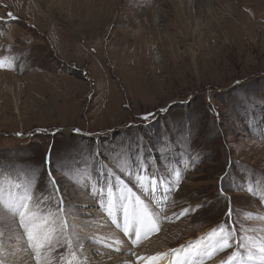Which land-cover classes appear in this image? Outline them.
Masks as SVG:
<instances>
[{
    "label": "rangeland",
    "instance_id": "rangeland-1",
    "mask_svg": "<svg viewBox=\"0 0 264 264\" xmlns=\"http://www.w3.org/2000/svg\"><path fill=\"white\" fill-rule=\"evenodd\" d=\"M171 1L0 0V79L13 88L0 89V188L8 199L28 187L42 201L35 223L51 237L46 264H138L165 251L169 261L171 250L225 222L236 237L242 229L264 237V0H213L218 10L231 5L236 22L207 13L203 0H183L198 30L195 59ZM146 113L156 115L145 122ZM109 186L113 199L122 189L138 195L158 230L132 244L122 213L117 227L100 206L106 195L93 194ZM186 208L193 211L181 215ZM45 217L57 223L45 228ZM62 218L84 251L51 231ZM34 256L18 218L0 219V260L36 264Z\"/></svg>",
    "mask_w": 264,
    "mask_h": 264
},
{
    "label": "snow or ice",
    "instance_id": "snow-or-ice-1",
    "mask_svg": "<svg viewBox=\"0 0 264 264\" xmlns=\"http://www.w3.org/2000/svg\"><path fill=\"white\" fill-rule=\"evenodd\" d=\"M11 16L12 14L9 13ZM0 67H3V61L0 60ZM168 109H161L160 111L166 112ZM155 113H146L141 118L147 122L153 118ZM215 115H219L215 113ZM76 133H80V129H74ZM46 163L49 162L46 157ZM49 182L51 184L50 191L52 193L51 199L54 204L59 206L58 211L63 212L64 210V197L61 193L58 183L55 177L49 169L48 173ZM179 179V174H177V180ZM226 177L221 178V182ZM158 181L153 177L151 178V189L150 191L156 190V185ZM144 185L141 184V187ZM178 188L179 185L177 184ZM239 190H244L240 188ZM251 194L252 189H248ZM94 195L101 197V200L106 195L107 203L106 205L101 203L100 206L105 208V211L109 217L113 218V223L117 227H120L118 219H116L118 213H122L123 216V232L124 235L134 239H131L132 244H137L140 242L142 237H147L155 228L158 227L152 222V215L149 212L148 205L136 195L130 188L122 189L120 195L117 199H113L112 187L109 186L107 192H103L102 189L97 188L93 190ZM219 196L224 198L228 202V210L225 213L226 221H231L234 214V207L232 204L231 197L225 195L223 187H221ZM42 201H37L34 199L31 190L25 187L22 194L9 196L5 199L3 194V189L0 188V219H5L7 215H10L13 222H16L18 218V227L23 229V234L26 237L28 246L34 252V259L36 264H46V249L51 245V237L47 231L40 229V227L35 223L38 213L41 211L39 204ZM199 205L197 207H202ZM35 209V210H33ZM193 209L186 208L183 210L181 215L189 214ZM49 215H53L49 213ZM51 222L53 224L57 223L55 220L48 221L45 217L44 223L45 228L47 224ZM68 224L66 219H61L59 221V226L57 228L51 229L52 232L57 234H64L66 239L64 243L68 245L69 248L75 243L79 246L81 251H84V246L82 241L77 238L73 241L71 235L67 232ZM236 226L225 222L221 225L213 228L207 233L206 237L198 239L194 244L187 246L182 245L179 250H171L173 255L177 256L174 264H203V261L211 258L218 252H222L228 248L236 246V251H233L230 256L227 257L226 261H222L221 264H264V237L255 238L253 236L245 235L243 229L241 230V235L236 237ZM119 243V241H117ZM111 247V245H109ZM117 251L119 249L117 248ZM184 253L183 258H179V253ZM135 255V253H133ZM168 255L167 253H160L157 256L149 257L151 261H155L157 257ZM76 253H72V257L75 258ZM63 259V257H61ZM141 259V257H137ZM0 264H4L3 260H0ZM67 264H73L72 259H69Z\"/></svg>",
    "mask_w": 264,
    "mask_h": 264
},
{
    "label": "bare ground",
    "instance_id": "bare-ground-1",
    "mask_svg": "<svg viewBox=\"0 0 264 264\" xmlns=\"http://www.w3.org/2000/svg\"><path fill=\"white\" fill-rule=\"evenodd\" d=\"M48 1V0H47ZM50 2L51 1H56V0H49ZM58 1H62V0H58ZM68 1H70V0H68ZM90 1H93V2H96V0H82V2L83 3H85L86 5L90 2ZM98 1H100V2H102L103 0H98ZM171 2H172V4H171ZM170 2V4L171 5H174V7H175V11L178 13V15L180 16V18L182 19V22H183V27L185 28V30H186V35H185V39H187V41L188 40H191L190 39V37H192V39H193V41L194 42H190V46L188 47V49H189V51H190V53H191V55L193 56V58L195 59V57H196V51H195V48H193L192 47V45H194V44H196L195 42H196V39H195V37H196V34H197V28H193V26H192V24H191V22L189 21V20H187V17H186V14H185V12L183 11V4L185 3V1H184V3H183V0H173V1H171ZM186 2L187 3H189V4H191V2L192 1H190V0H186ZM206 3V6H205V8H204V11H206L207 13H212V12H214V11H216L217 12V14L219 15V17H220V19H222L223 21L225 20V18H231V20H233V21H238V19L233 15V12H232V7H230L231 5H229V4H226V5H224L222 8H220L219 10L218 9H216V7H215V3L213 2V0H203L202 1V3ZM207 5H209V6H207ZM69 6V5H68ZM88 6V5H87ZM87 8V7H86ZM118 8V7H117ZM49 13H50V11H49ZM155 13V12H154ZM188 16V15H187ZM189 18V17H188ZM199 23V22H198ZM200 24V23H199ZM204 24H206L207 25V28H208V31H210L211 30V28L209 27V19H207L206 21H205V23ZM219 24H221L222 25V23L220 22ZM156 25V24H155ZM158 31V30H157ZM213 32V31H212ZM124 33V32H123ZM127 33V32H126ZM132 33H133V31H132ZM134 33H136V32H134ZM214 33H216V31L214 32ZM125 35V34H124ZM212 36H213V34H212ZM228 39V41H230V39L229 38H227ZM159 55V54H158ZM158 55H156V56H153V59L154 60H159L160 61V59H159V56ZM164 60L163 59H161V62H163ZM2 85H4V87H8V89H9V91H12L13 90V88L12 87H10V83L8 82V81H6V80H1L0 79V89H1V87H2ZM14 89H15V87H14ZM13 94V93H12ZM15 94V93H14ZM8 95V94H7ZM17 105V104H16ZM9 106V105H8ZM188 245V244H187ZM186 245V246H187ZM165 253H167L168 254V251L166 252L165 251ZM157 254H158V252H146L145 253V255H144V257H143V259H142V261H139V263L138 264H168V262H170L171 260L173 261V263H174V261L177 259V256L176 255H173L174 257H172V259L171 260H169L168 261V257L167 256H159V257H157V259L155 260V261H151V260H149L148 258L149 257H154V256H157ZM183 255H184V253H179V258H183ZM174 258V259H173Z\"/></svg>",
    "mask_w": 264,
    "mask_h": 264
}]
</instances>
